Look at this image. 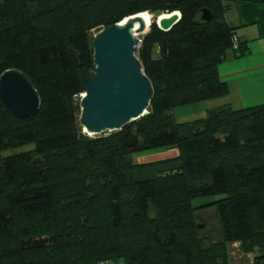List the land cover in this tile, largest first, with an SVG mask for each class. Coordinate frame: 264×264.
Listing matches in <instances>:
<instances>
[{
    "label": "trees",
    "instance_id": "16d2710c",
    "mask_svg": "<svg viewBox=\"0 0 264 264\" xmlns=\"http://www.w3.org/2000/svg\"><path fill=\"white\" fill-rule=\"evenodd\" d=\"M229 9L227 0H0V77L22 72L42 103L34 127L14 130L8 121L16 118L0 102V264H54L44 253L58 248L74 264H155L154 256L161 264H229L201 254L195 238L193 202L215 196L223 198L202 208L215 209L223 244L246 245L254 264H264V105H226L193 122L174 115L228 95L218 67L229 50L249 52L225 20ZM146 12L153 23L137 53L153 87L148 114L91 137L79 120L95 72L92 39ZM176 12L179 22L161 30L156 21ZM161 149L176 151L168 161L177 170L137 180V170L154 165L136 157ZM179 180L186 192L176 200L166 185ZM64 236L74 244L61 248Z\"/></svg>",
    "mask_w": 264,
    "mask_h": 264
},
{
    "label": "water",
    "instance_id": "95a60500",
    "mask_svg": "<svg viewBox=\"0 0 264 264\" xmlns=\"http://www.w3.org/2000/svg\"><path fill=\"white\" fill-rule=\"evenodd\" d=\"M168 16L162 21L158 19L164 32L172 30L181 18L178 12ZM203 18L209 21L210 11L204 10ZM146 31L145 20L131 16L94 35L95 72L81 98L79 120L89 136L121 131L148 114L153 87L136 56L142 42L138 35ZM0 102L7 113L21 120L36 117L42 107L35 86L15 70L0 77Z\"/></svg>",
    "mask_w": 264,
    "mask_h": 264
},
{
    "label": "crops",
    "instance_id": "0c3cea01",
    "mask_svg": "<svg viewBox=\"0 0 264 264\" xmlns=\"http://www.w3.org/2000/svg\"><path fill=\"white\" fill-rule=\"evenodd\" d=\"M230 9L225 13L226 22L236 30V37L247 42L249 52L237 57L229 50L218 67L219 77L228 86V95L208 101L179 107L174 111L177 120L189 122L190 118L207 117L210 111L229 105L234 109L264 105V1L227 0ZM186 119V120H184ZM176 156V151H152L138 155L140 164H155ZM137 170V180H148L147 170ZM254 264V259L251 261Z\"/></svg>",
    "mask_w": 264,
    "mask_h": 264
},
{
    "label": "rangeland",
    "instance_id": "374dc122",
    "mask_svg": "<svg viewBox=\"0 0 264 264\" xmlns=\"http://www.w3.org/2000/svg\"><path fill=\"white\" fill-rule=\"evenodd\" d=\"M152 19L153 23V15L149 12H146ZM150 31V30H149ZM148 31V32H149ZM147 35H138L139 39L142 40L143 37ZM136 56L139 58V54L136 53ZM198 119V118H197ZM197 119L190 118L189 122H193ZM13 120V119H12ZM186 120V119H184ZM14 121V120H13ZM9 120L8 122L13 125L14 130H17L18 128H25V127H30L35 125V121L33 120H27V122L23 123L21 119H15V122ZM179 121V120H178ZM181 122V121H179ZM34 146L29 145V146H23V147H17L13 148L9 151H4L1 154L2 158L11 156L13 154H18L26 151H31L33 150ZM163 150H168V149H161L159 151ZM170 151H175V150H170ZM152 166L153 168L150 170H147L146 172L148 173L147 175L152 177V179L156 180L158 177H161L164 173L167 171H173L177 170L178 165L176 163H170L168 160L167 161H162L160 163H155ZM96 185V184H95ZM170 189V197L173 199H182L184 197V194L186 192V189H184V186L182 182L179 180L177 182H173L171 184L166 185ZM89 188V186H88ZM223 197L222 196H215V197H209V198H201L194 200L193 205L197 206L198 208L195 209L193 217H195V231H196V239L198 240V246L201 248V254L204 253H212L214 256H216V259L222 260L225 257H229V264H251V261L256 257L255 253L247 251L249 247L246 245L236 243V244H223L221 241V236H220V229H219V224H218V219L215 213L214 208H202L203 206H207L210 203L216 202L218 200H221ZM65 203V202H63ZM62 203V204H63ZM61 204V205H62ZM180 215L182 221H186L188 218L185 217L186 214L184 208H180ZM181 213H183L185 216H183ZM156 212H152V217H156ZM168 219L169 217H172L174 213L171 212H165L163 213V216ZM199 227H203L200 228ZM66 236L62 237L60 239V245L61 248L68 243V245L74 244V239L67 240ZM66 239V241H65ZM78 241H81L80 238L77 239ZM80 249L81 247L77 246V249ZM76 250H73L71 253H76ZM68 253L70 251H61L60 248L55 249V250H49L48 252H45L44 255L49 256L51 254L54 256L55 262L54 264H74L72 261L68 260ZM227 253V256L225 255ZM37 255V254H35ZM40 257V255H37ZM59 258H56L58 257ZM33 257V256H31ZM206 257V256H203ZM206 259H209L208 257ZM155 264H161L162 260L158 256H154L152 259ZM44 262H42L43 264ZM110 264H123L121 261L119 262H111Z\"/></svg>",
    "mask_w": 264,
    "mask_h": 264
},
{
    "label": "bare ground",
    "instance_id": "6f19581e",
    "mask_svg": "<svg viewBox=\"0 0 264 264\" xmlns=\"http://www.w3.org/2000/svg\"><path fill=\"white\" fill-rule=\"evenodd\" d=\"M134 17H141V18H143L145 20L146 25H147L146 33H148V31L150 30V27L152 25V19L150 18V16L148 14H146V13H143V14H140V15H135ZM168 17H169L168 15H163V16L160 17V21H162L163 19H167ZM156 23L158 25V20L156 21ZM136 28H138V24H137ZM83 132L85 133V130H83Z\"/></svg>",
    "mask_w": 264,
    "mask_h": 264
},
{
    "label": "built area",
    "instance_id": "2783aa9c",
    "mask_svg": "<svg viewBox=\"0 0 264 264\" xmlns=\"http://www.w3.org/2000/svg\"><path fill=\"white\" fill-rule=\"evenodd\" d=\"M236 47H237V45H236V43H235V45H234V49H236Z\"/></svg>",
    "mask_w": 264,
    "mask_h": 264
}]
</instances>
